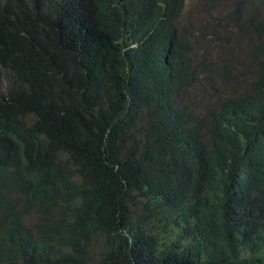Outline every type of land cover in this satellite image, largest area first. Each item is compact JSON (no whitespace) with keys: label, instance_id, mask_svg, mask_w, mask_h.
Here are the masks:
<instances>
[{"label":"trees","instance_id":"obj_1","mask_svg":"<svg viewBox=\"0 0 264 264\" xmlns=\"http://www.w3.org/2000/svg\"><path fill=\"white\" fill-rule=\"evenodd\" d=\"M21 1L29 13L0 9V62L21 43L0 90V203L28 199L12 227L49 193L30 172L61 136L63 162L89 159L82 199L40 226L72 251L97 236L93 264H264V8L230 0L221 20L235 28L217 31L185 0ZM205 37L232 64L204 56ZM209 67L224 86L212 101ZM46 253L19 237L4 258Z\"/></svg>","mask_w":264,"mask_h":264},{"label":"clouds","instance_id":"obj_2","mask_svg":"<svg viewBox=\"0 0 264 264\" xmlns=\"http://www.w3.org/2000/svg\"><path fill=\"white\" fill-rule=\"evenodd\" d=\"M6 1L10 5H16L20 13H29L32 9L29 2L26 3L21 0H0V9L6 4ZM258 1V2H257ZM187 0L184 3V11ZM230 0H204L202 5L205 4L204 10L199 16L202 18L204 25L207 21H220L223 27H215L217 31H225L234 29L226 26L221 17L226 12L228 3ZM252 3L264 8V0H252ZM21 43H9L2 48L5 50V58L3 63L0 62V90H4L5 87L12 81L18 71L21 63V58L18 52L15 51L17 46ZM215 48L218 52V57L221 55L228 63L232 64L221 48L218 46L217 40L213 41ZM223 78L227 79L228 76H232L235 69L225 67L223 64L219 66ZM231 70V73L226 76L225 72ZM216 71V80L217 79ZM248 75L245 74L243 76ZM220 86V84H219ZM224 89V86H220ZM221 89L218 94L213 98L208 95V100L212 101L214 98L221 94ZM29 117H25L27 121ZM1 120V116H0ZM33 116H31V122ZM30 122V123H31ZM8 127V124L3 123L0 126V130L3 127ZM10 134V133H9ZM56 144L51 147L57 151V156L52 157L45 161L39 170L30 172L34 177L45 181V187L49 193L45 195L46 198L40 197L34 203L29 206V209L33 212L30 217V222L24 223L22 227H12L16 220H13L14 215H18L21 204H27L28 199L22 193H14L8 199V204L0 203V264H65L66 261L74 260L79 261L81 264H93L97 263L99 259V249L102 243L101 237H93L91 240V246L86 248L84 244L80 243L78 249L72 251L68 246V240L62 239V235L65 230H61L54 233H47L41 228V224L49 225L54 223L55 217L51 214L56 211L60 206H66L68 208H76L81 203V184L83 177V170L89 159H80L74 161L72 159L63 162V143H61V136L57 137ZM68 186H71L70 188ZM24 221V219H23ZM19 237L23 239L28 245L37 243L38 245L47 248L46 261L45 262H33L28 261L29 256L26 255V259L14 255V257L4 258ZM99 244H96V241ZM97 250L94 252V248ZM68 256H72L69 258Z\"/></svg>","mask_w":264,"mask_h":264},{"label":"rangeland","instance_id":"obj_3","mask_svg":"<svg viewBox=\"0 0 264 264\" xmlns=\"http://www.w3.org/2000/svg\"><path fill=\"white\" fill-rule=\"evenodd\" d=\"M202 2L204 0H187L185 5V13L189 14L192 21H196L197 18L201 15V13L204 10L205 4L202 5ZM198 34L197 32L195 33ZM198 48L199 51L206 57H209L211 60L218 59V52L215 48V45L211 41L210 37H205L203 41L198 42ZM239 59V57H238ZM217 61V60H215ZM210 68V67H209ZM218 67H212L210 68V75L212 79V87H206V89H209V95L213 98L216 94L219 93L221 87L219 86L217 80H216V71ZM231 73V70H227L225 72L226 76H228ZM196 96H199L198 94ZM96 244H99V241H96ZM97 250V247L94 248V252Z\"/></svg>","mask_w":264,"mask_h":264}]
</instances>
